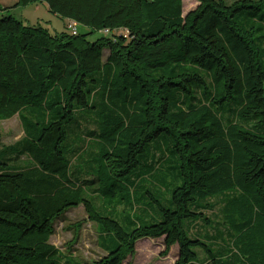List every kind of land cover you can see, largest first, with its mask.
Wrapping results in <instances>:
<instances>
[{
    "label": "trees",
    "instance_id": "16d2710c",
    "mask_svg": "<svg viewBox=\"0 0 264 264\" xmlns=\"http://www.w3.org/2000/svg\"><path fill=\"white\" fill-rule=\"evenodd\" d=\"M197 1L184 16L183 0H18L45 3L76 35L0 15V124L18 116L24 132L0 151V264H126L140 240L160 238L163 256L178 246L176 264L197 250L264 264V0ZM78 113L95 130L69 159ZM90 180L93 196L112 199L116 185L134 204L104 217ZM219 205L234 251L215 255L191 231ZM80 207L107 252L93 262L51 243Z\"/></svg>",
    "mask_w": 264,
    "mask_h": 264
},
{
    "label": "rangeland",
    "instance_id": "374dc122",
    "mask_svg": "<svg viewBox=\"0 0 264 264\" xmlns=\"http://www.w3.org/2000/svg\"><path fill=\"white\" fill-rule=\"evenodd\" d=\"M235 1L238 0H225L227 5H231ZM17 4L18 0H0V15H10L26 26L40 25L51 34L67 33L72 35V31L69 28L70 21L61 19L52 14L45 3H37L27 7H17ZM198 5L199 3L197 0H183V15L186 16L189 12L195 10ZM238 22L241 25L246 26L251 22V18L240 17L238 18ZM77 29L78 33H83L85 31L79 26ZM99 36L100 35L92 36L90 40L94 41ZM107 57L108 52H105V60ZM89 117L90 115L87 113H78L75 120L67 127L68 138L64 146V151L69 159H73L74 155H77L79 150L82 148L83 144H81V140L84 141L83 139H85L87 135L90 136L91 134H94L95 128L89 125L91 122ZM0 136V151L23 139L24 132L18 116L0 124ZM85 141H89V139ZM90 183H92V180L85 184L87 187L85 189L87 198L94 205L97 212L104 217H108L107 215L109 214H107V211L118 208L117 205L119 204H122L123 207H125V205L130 207L134 204L131 196L128 195L127 192H121V194L116 195V192L120 191L118 190L119 187L112 184L110 185H112V188L115 190L114 198L106 200L101 196H93L94 186L90 185ZM88 185L90 187H88ZM141 194L143 193H140V195ZM138 197L139 196L137 194V198ZM123 198L127 199V203L120 201ZM136 204H139V200ZM220 208V205L217 206L213 214L210 212L206 213L207 216L212 219L211 226L204 225V227H202V225L199 224L201 227L195 228L191 231V238H200L205 241L215 255L217 249L220 251L225 250L228 254L233 249V236L230 235L232 232L228 228H220L218 225L221 220L219 218ZM129 212L130 211L128 210V213ZM111 216H115L114 212H112ZM136 216L139 217L140 214L137 213ZM79 222H81L82 225L80 231L76 234L74 225ZM123 224L125 228L130 227L127 221H124ZM99 236V231L97 230L96 225L87 221V215L85 214L84 208L80 207L69 211L64 215V217L56 222L55 234L51 239V243L62 252H69L70 255L75 256V258L79 261L93 262L107 256V252L99 245ZM75 238H77L76 242L73 243ZM178 250V246H174L167 255L163 256L165 251L163 238L155 240L143 239L136 244L134 255L128 256L125 263L176 264L178 259ZM196 253L197 259L193 264H213L210 262V256L204 251L197 250Z\"/></svg>",
    "mask_w": 264,
    "mask_h": 264
},
{
    "label": "built area",
    "instance_id": "2783aa9c",
    "mask_svg": "<svg viewBox=\"0 0 264 264\" xmlns=\"http://www.w3.org/2000/svg\"><path fill=\"white\" fill-rule=\"evenodd\" d=\"M70 29H71L73 35L77 34V26L75 24H72L70 26Z\"/></svg>",
    "mask_w": 264,
    "mask_h": 264
},
{
    "label": "crops",
    "instance_id": "0c3cea01",
    "mask_svg": "<svg viewBox=\"0 0 264 264\" xmlns=\"http://www.w3.org/2000/svg\"><path fill=\"white\" fill-rule=\"evenodd\" d=\"M173 248V247H172Z\"/></svg>",
    "mask_w": 264,
    "mask_h": 264
}]
</instances>
